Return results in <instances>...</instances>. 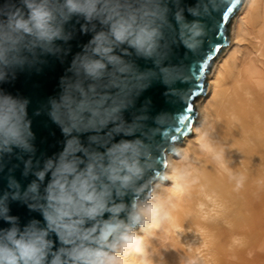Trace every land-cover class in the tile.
I'll return each instance as SVG.
<instances>
[{"label": "clouds", "instance_id": "1", "mask_svg": "<svg viewBox=\"0 0 264 264\" xmlns=\"http://www.w3.org/2000/svg\"><path fill=\"white\" fill-rule=\"evenodd\" d=\"M210 8L211 0H197L186 9L181 0L0 2V83L45 63L47 56L68 55L70 49L58 42L72 39L65 26L73 17L83 18L82 33H92L60 78L58 96L47 101L46 113L64 136L60 152L42 162L34 159L30 100L0 89V161L19 150L23 175L35 177L22 188L9 175L0 194V219L10 225L0 228V264H152L150 241L160 233L183 231L177 213L185 202L195 200L187 216L196 214L203 223L226 214V203L201 162L207 161L208 169L214 165L234 191L247 176L231 167L230 146L218 138L214 124L206 118L193 130L194 148L172 146L175 160L160 169L144 132L145 112L133 114L131 121L124 116L154 78L169 86L178 81L179 65L166 61L174 45L189 51L199 47L206 32L202 14ZM170 32L175 34L171 42ZM133 53L151 60L155 69L140 71L129 59ZM173 73L177 80L170 81ZM257 87L264 89V82ZM255 119L262 122L260 116ZM225 121L233 130L241 125L234 111L225 113ZM240 132L245 135L243 128ZM10 201L24 203L42 221L33 218L21 227L19 217L9 214ZM197 235L213 238L206 228ZM243 245V237H232V247Z\"/></svg>", "mask_w": 264, "mask_h": 264}, {"label": "bare ground", "instance_id": "2", "mask_svg": "<svg viewBox=\"0 0 264 264\" xmlns=\"http://www.w3.org/2000/svg\"><path fill=\"white\" fill-rule=\"evenodd\" d=\"M261 82L264 0H244L233 18L230 44L210 76L200 122L192 124V131L206 118L214 124L218 138L230 146L227 155L231 167L245 173L247 180L239 191H234V184L226 176L217 175L214 165L208 169V162L202 161L212 187L226 203V214L203 223L196 214L187 216L194 210L195 200L185 202L177 213L183 231L160 233L150 241L152 264H186L194 257L199 264H264V89L257 87ZM229 111H234L241 121L236 130L226 126L225 113ZM256 116L261 117V123L256 122ZM240 128L245 135H241ZM193 134L184 136L185 147H195ZM170 160L175 157L167 153L166 167ZM201 228H206L213 238L197 235ZM233 236L243 237L244 245L232 247Z\"/></svg>", "mask_w": 264, "mask_h": 264}, {"label": "water", "instance_id": "3", "mask_svg": "<svg viewBox=\"0 0 264 264\" xmlns=\"http://www.w3.org/2000/svg\"><path fill=\"white\" fill-rule=\"evenodd\" d=\"M196 2L197 0H181V6L186 9ZM204 2L205 0H201V3ZM243 2L244 0H211L210 10L202 14L206 32L199 47L195 51H189L183 45H174L170 58L166 61L168 64L179 65L178 81L169 86L162 83L159 78H154L150 86L136 98L135 106L124 113L125 119L129 121L132 120L133 114H139L141 111L147 115L148 119L144 121V132L149 134V142L153 145L158 168L166 167V154L173 155L170 150L172 146L185 147L187 141L184 136L192 135V124L200 122L210 76L230 44L233 18ZM228 7H232L233 11L229 13L228 20L223 21L222 14L227 11ZM185 16L188 20L193 19L186 11ZM83 23V18L73 17L65 26L67 31L72 32V39L67 43H58L62 44L65 49H70L68 55L62 58L47 56L44 58L45 63L18 71L14 80L0 83V89L5 92L30 100L28 114L32 120V131L35 134L34 159L41 162L63 148L64 136L60 128L47 115L46 106L49 98L58 96L60 78L66 74V69L73 56L81 52L83 46L91 39L92 33L81 32L80 27ZM221 24L222 39L217 32V26ZM174 35V33H169L170 42ZM214 46H218L219 51H214ZM129 59L134 61L140 71L155 69L151 60L136 57L134 53ZM148 75L153 74L148 73ZM169 79L170 81L177 80V74L173 73ZM146 82V80L138 82L137 87ZM188 107L191 108L190 112L187 111ZM37 111L40 112L39 115L35 114ZM160 116H166V119L158 123L157 117ZM182 116L187 117L183 124L179 123ZM120 138L117 137V139ZM18 152L19 150H15L14 154L5 155L0 161V165L3 166V170L0 171V194L7 190L9 175L14 176L22 188H26L35 179L32 175L27 177L23 175L24 164L17 155ZM20 155H23V159L28 158L26 154ZM9 208L10 215L19 217L21 227L33 218L42 221V216L38 212L30 211L20 201H10ZM9 226L0 219V228Z\"/></svg>", "mask_w": 264, "mask_h": 264}, {"label": "snow or ice", "instance_id": "4", "mask_svg": "<svg viewBox=\"0 0 264 264\" xmlns=\"http://www.w3.org/2000/svg\"><path fill=\"white\" fill-rule=\"evenodd\" d=\"M232 11H233V8H232V7H228V8H227V11H225V12L222 14V20H223V21H227V20H228V15H229V13H231ZM221 29H222V24L217 26V32H218V34L220 35V37H221V39H222V38H223V33H222ZM213 50H214V51H219V47H218V46H214V47H213ZM187 111L190 112V111H191V108L188 107V108H187ZM185 120H187V117H186V116H182V117L179 119V123L183 124V123L185 122Z\"/></svg>", "mask_w": 264, "mask_h": 264}]
</instances>
